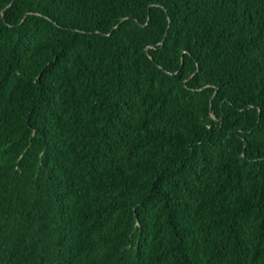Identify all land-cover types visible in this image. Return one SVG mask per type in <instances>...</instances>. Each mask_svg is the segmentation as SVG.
Wrapping results in <instances>:
<instances>
[{
	"label": "trees",
	"instance_id": "trees-1",
	"mask_svg": "<svg viewBox=\"0 0 264 264\" xmlns=\"http://www.w3.org/2000/svg\"><path fill=\"white\" fill-rule=\"evenodd\" d=\"M0 264H264V0H0Z\"/></svg>",
	"mask_w": 264,
	"mask_h": 264
}]
</instances>
